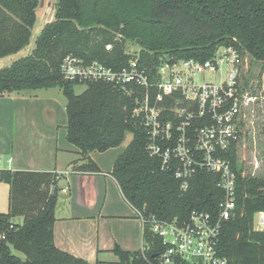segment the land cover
Instances as JSON below:
<instances>
[{"label": "trees", "instance_id": "obj_1", "mask_svg": "<svg viewBox=\"0 0 264 264\" xmlns=\"http://www.w3.org/2000/svg\"><path fill=\"white\" fill-rule=\"evenodd\" d=\"M39 5V0H0V59L30 45ZM55 11L31 55L0 70V97L59 88L67 99V140L80 151L72 169L76 173H102L90 155L118 148L132 136L110 175L148 224L142 250L117 246L115 264H159L165 247L151 222H186L195 210L216 214L219 177L199 171L182 190L175 170H163L162 161L147 151L148 130L136 114L144 90L69 81L62 74L63 61L73 55L87 65L97 62L121 71L137 58L154 74L163 62L205 63L220 48L234 47L264 63V0H58ZM129 43L140 47L138 56L127 52ZM78 85L86 86L80 95ZM228 157L238 174L239 215L223 223L220 253L229 264H264V233L253 230L254 215L264 212V179L241 177L235 148ZM58 178L51 172L0 170V181L9 186V211L0 213V264H92L55 245Z\"/></svg>", "mask_w": 264, "mask_h": 264}, {"label": "built area", "instance_id": "obj_2", "mask_svg": "<svg viewBox=\"0 0 264 264\" xmlns=\"http://www.w3.org/2000/svg\"><path fill=\"white\" fill-rule=\"evenodd\" d=\"M245 63L244 54L234 47L220 48L205 63L163 62L154 74L137 58L121 71L97 62L87 65L73 55L63 61L62 74L69 81H101L144 90L136 114L142 115L148 130L147 151L162 161L163 170H175L182 190H188L199 171L219 177L222 195L216 214L195 210L186 222H151L165 247L159 264H229L220 253L219 237L223 223L239 213L238 174L228 154L235 148L239 158L247 118L264 101V88L257 96L251 84L245 85ZM137 213L144 233L148 221ZM253 230L264 233V212L254 215Z\"/></svg>", "mask_w": 264, "mask_h": 264}, {"label": "crops", "instance_id": "obj_3", "mask_svg": "<svg viewBox=\"0 0 264 264\" xmlns=\"http://www.w3.org/2000/svg\"><path fill=\"white\" fill-rule=\"evenodd\" d=\"M55 14L51 20L43 17L44 26L55 20ZM30 95L26 91L0 97V170L58 174L54 242L61 251L92 264H115L117 246L129 252L142 250V221L110 175L130 142L106 151L114 152L109 162L99 152L90 155L102 173H76L72 169L81 156L67 140L68 120L50 104L32 111ZM2 157H7L4 164ZM8 211L9 186L0 181V213Z\"/></svg>", "mask_w": 264, "mask_h": 264}, {"label": "rangeland", "instance_id": "obj_4", "mask_svg": "<svg viewBox=\"0 0 264 264\" xmlns=\"http://www.w3.org/2000/svg\"><path fill=\"white\" fill-rule=\"evenodd\" d=\"M58 0H39V8L37 10V23L36 27L32 30L31 42L28 47L22 50L20 53L12 56H8L0 59V69L10 66L14 61L19 58L27 57L31 55L33 49L36 46V39L41 32V28L44 26L43 17H48L51 20L55 11V6ZM140 47L135 43H129L127 45V52L133 56H138L140 53ZM245 66L243 69V78L246 80L252 79L250 84L253 86L254 93L259 96L264 88V63L256 62L249 54H244ZM261 76V79H260ZM86 89L85 85H78L75 87V93L77 95L82 94ZM31 95L30 106L31 110L34 108L40 109L44 103L53 105L57 108L59 115L64 120H67L66 105L67 99L63 92L59 88L50 90H37L28 91ZM253 122L251 123L250 122ZM246 134L244 140L239 148L238 168L240 175L243 178L253 177L259 180L264 179V101L260 100L259 103L254 107V112L247 118ZM132 136L128 135L126 142H131ZM62 142H64L62 140ZM125 142V144H127ZM117 151V150H114ZM119 151V150H118ZM123 150H121L122 152ZM110 153H100L98 155H105V160L109 162ZM74 159L78 160L77 156H73ZM103 157V156H102ZM3 164L7 157H2ZM76 160V161H77ZM17 223L22 224V218L14 219ZM14 254L25 259V256L14 251Z\"/></svg>", "mask_w": 264, "mask_h": 264}, {"label": "water", "instance_id": "obj_5", "mask_svg": "<svg viewBox=\"0 0 264 264\" xmlns=\"http://www.w3.org/2000/svg\"><path fill=\"white\" fill-rule=\"evenodd\" d=\"M138 45H140V41L137 42ZM55 196H57V193L55 192Z\"/></svg>", "mask_w": 264, "mask_h": 264}]
</instances>
